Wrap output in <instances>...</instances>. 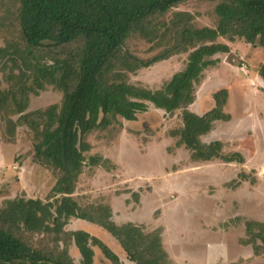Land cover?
<instances>
[{
	"label": "trees",
	"instance_id": "trees-1",
	"mask_svg": "<svg viewBox=\"0 0 264 264\" xmlns=\"http://www.w3.org/2000/svg\"><path fill=\"white\" fill-rule=\"evenodd\" d=\"M187 1L10 0L1 12L0 121L10 138L21 126L32 132L34 160L52 168L57 179L51 201L14 197L2 202L0 264H93L94 248L111 264H121L97 236L68 229L72 219L112 236L134 264L166 262L161 227L145 231L142 222L118 223L109 202L85 203L76 189L85 153L91 149L88 137L115 124L121 128L122 120L135 121L149 104L168 115L181 111L171 136L192 162L228 160L222 141H203L215 122L230 119L224 111L228 90L214 91V106L203 113L189 107L204 71L216 66L218 55L230 52L231 45L219 38L243 39L264 48V0H205L217 2L213 28L196 27L188 12H175L163 21L166 13ZM4 6L0 0V8ZM133 35L152 44L158 41L164 48L150 58H139L126 48ZM179 54H187L182 69L159 88L129 82V74ZM258 74L264 81V64ZM48 87L61 94L60 104L27 111L30 97ZM102 160L90 156L87 161L100 166ZM247 179L240 170L232 188ZM238 243L249 246L254 258L263 256L264 222L245 219ZM71 248L80 262H75Z\"/></svg>",
	"mask_w": 264,
	"mask_h": 264
},
{
	"label": "rangeland",
	"instance_id": "rangeland-1",
	"mask_svg": "<svg viewBox=\"0 0 264 264\" xmlns=\"http://www.w3.org/2000/svg\"><path fill=\"white\" fill-rule=\"evenodd\" d=\"M1 1L5 4L0 8L2 15L10 0ZM216 4L189 0L166 13L163 21H169L175 12H188L194 15L196 27L213 28L217 23ZM219 40L231 45L230 52L218 55L216 66L204 71L196 100L189 108L203 113L214 106V91L222 87L228 90L224 111L230 119L215 122L203 137L205 142L224 143L226 162H192L184 148H176L171 136L179 126L181 111L168 115L151 104L135 121L120 119L121 128L115 124L88 137L91 149L85 153L76 196L85 203L109 202L118 223L134 219V223L144 224L145 231L161 227L167 250L164 264H264V255L254 258L251 248H241L244 246L237 241L245 219L264 222V81L258 74L264 64V48L243 39ZM157 43L133 35L126 48L146 59L164 48ZM186 56L175 55L129 74V82L157 89L182 69ZM60 101L61 94L48 87L30 97L27 111ZM4 129L0 121V205L14 197L53 200L51 190L57 173L34 160L32 132L21 126L10 138ZM90 156L104 160L100 166H93L87 161ZM238 156L241 160H236ZM108 165L111 168L107 169ZM242 169L248 179L234 189L233 181ZM95 232L111 244L109 234ZM70 253L75 262H80L75 248Z\"/></svg>",
	"mask_w": 264,
	"mask_h": 264
},
{
	"label": "crops",
	"instance_id": "crops-1",
	"mask_svg": "<svg viewBox=\"0 0 264 264\" xmlns=\"http://www.w3.org/2000/svg\"><path fill=\"white\" fill-rule=\"evenodd\" d=\"M113 216L115 217V210H113ZM132 220L135 221L134 219H132ZM76 224H78V227H74V226H76ZM71 226L74 227L73 229H83V230L87 231L88 233L97 236L102 241L106 242L105 239H102L101 237H99L98 235H96V234H98V232H95V231H100L101 229L99 227L93 225V224H90V223H88L86 221H82V220L72 219L70 221V223L67 225L68 229H72ZM102 232H104V231L102 230ZM104 233H106V232H104ZM109 237L108 238H109V240H111V244L110 245L108 243H106V244L112 249V251H114L116 253V255L119 257L120 262L122 264H134L132 261H130L128 259L126 252L114 240V238L112 236H110V235H109ZM162 246H163V243H162ZM163 248H164V246H163ZM241 248L247 249L246 246L241 247ZM164 250L167 252V250L165 248H164ZM94 251H95V256H94V263L93 264H96V262H99L101 264H111V262L108 259H106L102 254H101V256H99L100 255V252H99V250L97 248H94Z\"/></svg>",
	"mask_w": 264,
	"mask_h": 264
}]
</instances>
